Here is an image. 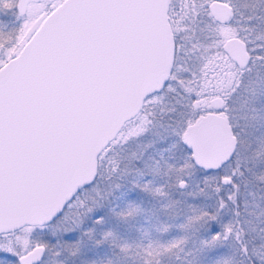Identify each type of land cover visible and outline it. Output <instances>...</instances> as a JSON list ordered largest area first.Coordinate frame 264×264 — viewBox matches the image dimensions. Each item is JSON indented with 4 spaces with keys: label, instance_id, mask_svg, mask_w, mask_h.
<instances>
[{
    "label": "water",
    "instance_id": "95a60500",
    "mask_svg": "<svg viewBox=\"0 0 264 264\" xmlns=\"http://www.w3.org/2000/svg\"><path fill=\"white\" fill-rule=\"evenodd\" d=\"M168 3L64 0L0 65V235L59 217L95 180L99 154L163 89L174 52ZM207 12L221 25L231 8L211 0ZM221 50L239 70L248 66L241 39H226ZM208 106L212 111L181 135L192 166L203 173L218 172L237 145L222 100ZM43 255L36 246L16 262L40 264Z\"/></svg>",
    "mask_w": 264,
    "mask_h": 264
},
{
    "label": "rangeland",
    "instance_id": "374dc122",
    "mask_svg": "<svg viewBox=\"0 0 264 264\" xmlns=\"http://www.w3.org/2000/svg\"><path fill=\"white\" fill-rule=\"evenodd\" d=\"M219 1L231 8L224 25L211 26L207 21L195 18L190 0H172L175 14L169 24L174 26V32L185 36L188 31L196 29L201 34H211L220 44L228 38L251 33L242 19L252 8L241 0ZM244 42L247 44L248 41ZM23 43L0 41V64L9 53L15 54ZM201 69H207L209 73L206 71L207 74L197 83V97L202 103L215 95L223 98L221 114L237 139L235 162L245 167L254 183L245 184L240 196L242 219L250 225L253 212L264 210V100L261 101L264 97V67L254 65L239 70L220 51L206 56ZM230 90H233L232 97ZM157 98L149 99L143 111L127 122L100 153V176H110L111 169L123 156L124 147L128 154H137L139 148L143 149L152 142V134L161 136L162 131H156L150 119L154 106L160 103ZM182 132L172 128L165 130L174 139L169 153L171 161L157 164L155 176L157 181L171 179L172 182L164 186L163 191L155 190L154 204L143 209L139 204L128 214L107 212L100 220L90 219L86 213L79 217L70 214L64 222L70 219L75 224L89 227L84 237H78L74 243L62 236L51 241L50 230L36 233L32 227L23 233H19L21 228L2 234L0 253L11 256L16 262L20 255L42 246L44 255L40 264H235V246L227 235L233 224V214L219 206L212 195L213 185L219 178L231 179L232 164H225L218 173L197 171L186 156L181 143ZM232 191L233 188L226 187L223 192L230 198ZM55 231L64 234L61 226L55 227ZM22 236L18 253L12 248V242L16 243L15 239Z\"/></svg>",
    "mask_w": 264,
    "mask_h": 264
},
{
    "label": "trees",
    "instance_id": "16d2710c",
    "mask_svg": "<svg viewBox=\"0 0 264 264\" xmlns=\"http://www.w3.org/2000/svg\"><path fill=\"white\" fill-rule=\"evenodd\" d=\"M190 1L195 11V18L205 20L211 26H218L212 22L206 10V5L210 0ZM241 1L252 8L249 15L244 16L242 19L245 28L250 29L251 33L239 36L242 41H248L247 44L244 42L250 58L248 67L254 65L264 67V0ZM189 34L191 35L188 37L189 42L186 48L183 49L181 45H178L174 52L172 74L168 83L169 88L149 97L173 99L170 100L171 102L169 101V104L164 105L165 108H160V105V107L154 106L153 113L150 116L156 131H162L161 136L152 134V142L144 146L143 149L139 148V150H142V157L139 160L136 156H128V161L123 163L121 158L117 166L111 169L110 176L102 177L98 174L95 182L91 186L81 189L65 206L59 217L45 226L32 227L33 231L44 233L50 230L51 241H55L56 237L62 236L64 240L74 243L78 237L80 239L84 237V233L89 230V227L75 224L70 219L64 222L63 220L68 215L72 214L79 217L86 213L90 216V219L100 220L107 212L114 214L134 212L137 208V200L133 186L141 182L138 171L141 165L140 160L142 159V164H150L154 169L157 168V164L163 161L170 162L169 153L173 147L174 139L168 136L165 130L172 128L180 132L186 125L203 116L204 112L202 110L206 109L205 102L201 103L203 105L201 107L196 101L198 96L196 85L202 74L201 63L203 59L210 56L211 53L220 52V43L211 34H201L198 29L194 32L190 31ZM149 98L146 99V103ZM175 99H180V101ZM262 100H264V97H262ZM197 105L200 108H197ZM186 156L188 158V153H186ZM230 162L233 175L229 184L225 186L219 181L215 182L212 195L219 206L228 209L233 214V224L230 230L227 231V235L229 234L228 238L235 246V264H264V210L261 208L260 213L258 211L253 212L250 225L243 221L240 207L241 190L245 184L254 185V183L251 181L245 167L236 164L235 156ZM167 181L160 179L152 186L150 185L151 192L154 193L155 190L163 191ZM141 183L142 185L147 184L146 181ZM226 187L233 188V194H230L232 195L230 198L223 192ZM57 226H61L64 231L63 235L55 231ZM28 229L29 227H24L19 233L26 232ZM15 240L17 242H12V248L14 247L15 251L20 253L18 244L23 241V236ZM27 245L29 247V244ZM4 263L17 264L11 256L0 253V264Z\"/></svg>",
    "mask_w": 264,
    "mask_h": 264
},
{
    "label": "flooded vegetation",
    "instance_id": "af4514ba",
    "mask_svg": "<svg viewBox=\"0 0 264 264\" xmlns=\"http://www.w3.org/2000/svg\"><path fill=\"white\" fill-rule=\"evenodd\" d=\"M63 1L64 0H0V41H7V42H9V41H12V42L13 41H23L25 43L31 37V35L34 33V31L37 29V27L40 25V23L43 21V19L49 13H51L56 7H58ZM174 9L175 8L173 6L172 0H169L168 9H167L168 22H169V20H171L172 16L175 14V13H173ZM212 22H214V21H212ZM214 24H216L218 26L224 25V24L220 25V24H217L215 22H214ZM170 28H171V32H172V35H173L174 52L178 48V45H181L183 47V49H185L186 46H187V43L189 42V38L188 37L191 35V34H189L190 31H188L187 36H185L182 33H178L177 31L174 32L173 31L174 30V26L172 27V25H171ZM181 37H183V38H181ZM180 41H185V42L181 44ZM223 42L220 44V51L223 53V55L226 58V60L233 65V62L221 50V46H222ZM23 44L21 45V47L23 46ZM19 50L20 49H18V51ZM174 52H173V63H174ZM15 54L14 53H11V54L9 53L8 58L6 60H8L9 58L13 57ZM6 60H4L3 63ZM3 63H1L0 65H2ZM172 68H173V66H172ZM206 71L209 73V71L207 69H205V70L201 69V73L202 74H201V77L199 78L197 83H199L201 81L202 76L207 74ZM171 74H172V70H171V73L169 75L168 81L166 82V84L164 85L163 89L160 92H162L163 90H166V89L169 88L170 85H168V83H169V79L171 77ZM160 92H158V93H160ZM158 93H155V94H158ZM229 95H230V97L233 96V90H230V94ZM149 97H147L146 99H148ZM214 97H219L222 100L223 104H224V100H223V98L221 96H216V95L215 96H211L207 101H205V103H206V109L205 110L206 111H205V113L203 115H205L206 113L212 111L209 108V106H208V102H209L210 99H212ZM153 98H157V97H152V98H149V99H153ZM146 99L144 100L142 109H141V111L139 113H141L143 111V109L145 108V105H147L146 104ZM157 99L160 100L159 101L160 103H157V106H159V105L161 106V107L159 106L160 108H165L164 105L169 104V101L173 100V99H170V98H161V97H158ZM175 100L180 101V99H175ZM196 101L198 103H202L200 101L199 97H197ZM216 113H219V112H216ZM182 133H181V135H182ZM181 143H182V140H181ZM182 145H183V143H182ZM141 151L142 150L140 149L137 152V154H135V153L128 154L127 150H126V147H124L123 156H122V162L126 163L128 161V156H130V157L131 156H134V157L136 156L138 158V160H139L142 157ZM98 159H99V156L97 158V174H96L95 180L97 179L98 174H99ZM188 159H189V153H188ZM140 163H141V165L138 168V171H139L140 177H141L140 181L141 182L146 181L147 184L146 185H142V183L140 182V183L135 184L133 186V188H134V190L136 192L135 195H136V200H137V206L139 207V204H140L142 206L140 208L143 209L146 205L154 204V202L152 200V197H154L155 195H153V193L151 192L150 185L152 186V184H154L157 181V178L155 176L156 169H154L152 167V165H150V164H142V159L140 160ZM123 170H124V168H123ZM218 172H210V173H218ZM201 173H203V172H201ZM203 174H208V173H203ZM221 178H219V180H218L219 183H220V179ZM95 180L93 181V183L95 182ZM171 182L172 181L170 179L167 182H165V184H170ZM228 184H226V185H228ZM91 185H89V186H91Z\"/></svg>",
    "mask_w": 264,
    "mask_h": 264
}]
</instances>
